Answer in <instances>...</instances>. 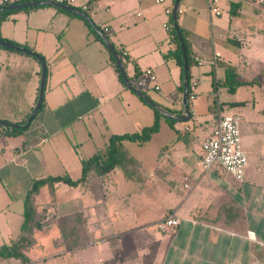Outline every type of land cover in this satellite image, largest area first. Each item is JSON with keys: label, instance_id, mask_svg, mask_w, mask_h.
<instances>
[{"label": "crops", "instance_id": "1", "mask_svg": "<svg viewBox=\"0 0 264 264\" xmlns=\"http://www.w3.org/2000/svg\"><path fill=\"white\" fill-rule=\"evenodd\" d=\"M29 1L45 0H11L8 5ZM174 1L75 0L74 8L86 6L83 13L120 54L132 87L163 110L179 111L183 73L170 56L176 48L170 32ZM216 6L219 15L210 13L205 0H179L176 16L192 60L189 84L195 85L186 130L203 133L198 151L171 143L148 168L127 153L130 178L114 168L103 176L91 173L84 185L42 186L35 197L37 211L48 204L45 220L55 212L56 218L79 215L82 226L74 234L85 242L66 246L53 224L35 232L34 244L24 252L28 264L264 262V110L255 106V87L260 94L264 74V5L216 0ZM70 13L36 5L14 9L0 22L1 39L39 54L46 67L42 104L29 126L15 133L0 127V247L20 237L24 198L34 180L68 176L75 181L82 161L104 151L110 136L139 132L154 121L152 109L120 81L102 39L87 21ZM214 54V65H198L192 58L211 59ZM226 67L255 82L227 92L218 86ZM147 70L154 74V84ZM40 77L37 59L0 46V113H18L0 115L1 121L20 125L27 119L37 102ZM242 88L254 89L252 100L230 98ZM219 91L224 94L221 102ZM237 102L244 104H233ZM223 106L241 118L248 157L241 182L217 167L204 172L200 165L201 144L224 114ZM168 215L180 223L158 231L155 224ZM44 236L49 244L40 241ZM0 264L21 263L0 257Z\"/></svg>", "mask_w": 264, "mask_h": 264}, {"label": "trees", "instance_id": "2", "mask_svg": "<svg viewBox=\"0 0 264 264\" xmlns=\"http://www.w3.org/2000/svg\"><path fill=\"white\" fill-rule=\"evenodd\" d=\"M13 11L14 10L4 11L3 14L0 15V22L4 14H8ZM80 11L82 10L80 9ZM82 12H85V10ZM70 14L74 15L73 13H70ZM87 25L90 27V29H92L89 23H87ZM92 32L95 33L93 29H92ZM170 32L172 34L173 41L176 44V48L173 52L170 53V56L175 59L177 65L181 69V73H183L182 72L183 58H182V52L180 49V43L178 41V38L172 26H170ZM95 36L97 37V39L101 41V38L97 34ZM1 40L4 41V39H1ZM183 43H184V47L186 50L187 66L189 68L190 64L192 63V60L189 58L187 54V49H186V45L184 41ZM113 50L118 56H120L117 50H115L114 48ZM110 60L115 70L118 73V77L120 81L123 83L122 77L119 74L118 68L115 64V60L111 54H110ZM218 82H219L218 86L225 88L226 91L229 93H234L240 87L250 86L251 84L255 82V79H250V80L242 79L234 67H226L224 79ZM191 89L192 88H191V85L189 84V72H188V99L192 95ZM178 94L180 95V98H181L182 83L180 84L178 88ZM140 100L144 104L149 106L146 103V101H144L141 98ZM233 104L243 105L244 103L237 102ZM230 106H235V105H230ZM150 108L152 109L154 113L153 123L150 126H146L142 128L139 132L110 136L108 140V144L104 151L96 153L92 157L82 161L81 176L79 179L74 181L70 179L68 176H62V177L56 176V177H47L44 179L34 180L30 189L26 192V195L24 198L23 222L21 225L20 237L9 245L1 246L0 247V257L1 258H15V259H18L21 264H28L30 262L29 258L24 254V252L34 244L35 232L39 230H47L48 226L51 224V221L45 220L46 208H43L40 212H38L36 204H35V197L38 194V191L42 186H49L51 190L53 189L52 186L55 183H63L70 187H76L79 184L84 185L88 181V177L91 173H94L97 176H103L109 173L114 168H119L127 178H130L131 176L128 171L129 169L128 165L132 163V159L127 155V151L123 147L122 142L127 141V142H134L139 145L144 144L145 142L150 140L153 134L158 132L160 119L165 120L170 126H172V124L176 122L175 120L167 119L163 117L158 111H156L152 107ZM165 111L171 114H174V115L182 114V110L171 111V110L166 109ZM24 122L25 121H23L22 123ZM0 127L6 128L7 131L12 132V133L23 131V129L18 128V127L12 128L9 126H4V125H0ZM73 216L75 219L80 220V218H78L79 215L78 216L73 215ZM80 221L79 223H77L78 225H80ZM57 225L59 226V229L61 230L62 240L72 239V241L69 243V245H72V247L78 246L82 243V242L80 243V241L78 240V238H76L74 234L75 232H76V235L78 234L77 232L78 228L76 225H71L70 227H67V223L66 224L59 223Z\"/></svg>", "mask_w": 264, "mask_h": 264}, {"label": "built area", "instance_id": "3", "mask_svg": "<svg viewBox=\"0 0 264 264\" xmlns=\"http://www.w3.org/2000/svg\"><path fill=\"white\" fill-rule=\"evenodd\" d=\"M11 0H0V8L6 6ZM56 4H62L70 7L75 6V0H48ZM163 0H157L162 2ZM207 2L208 10L214 15H219L220 11L216 6V0H205ZM260 5H264V0H257ZM82 11L86 10V6H81ZM167 14L171 13L170 9H165ZM243 40V38H238ZM125 54V53H124ZM217 54H214L211 59H205L198 55L192 58L198 65L209 63L214 65ZM145 75L148 81L154 84V74L147 70ZM194 83L191 85L193 89ZM154 89L159 87L154 85ZM193 95L190 96V99ZM241 118L236 114H220L216 126L212 133L208 135L201 144L203 152L200 162L201 169L204 172L210 171L212 168L217 167L225 173L231 175L233 179L241 182L244 178V172L248 164V157L242 147L241 131H240ZM180 223V219L174 215H168L155 224V227L160 232H165L169 229L176 227ZM255 264H264V262L256 261Z\"/></svg>", "mask_w": 264, "mask_h": 264}, {"label": "rangeland", "instance_id": "4", "mask_svg": "<svg viewBox=\"0 0 264 264\" xmlns=\"http://www.w3.org/2000/svg\"><path fill=\"white\" fill-rule=\"evenodd\" d=\"M255 89H256L257 103H258V104L256 103L255 106H256V108H258L260 110H262V109L264 110V74H263V79H262V87H260V94L257 93L258 87L257 88L255 87ZM261 89H263V90L261 91ZM253 91H254V89L242 88L236 94L230 95V98L231 99L240 98L242 100L243 99L252 100V97H254V95H255V93H253ZM221 100L222 101L224 100V94H223V92L219 91L218 101L221 102ZM233 110L228 109V107L225 106L223 108V113L224 114H230V113L232 114ZM11 114L14 115V114H18V113H4V112L0 113L1 116H5L6 118H11L12 117ZM28 115H29V113H28ZM24 121H26V119ZM160 123H161V127H160ZM208 125L210 126L211 124L208 123ZM189 126H191V121H176L175 123L172 124V126H169L168 124H165L163 122V119H160L159 130L157 133H155L151 136L150 141L145 142L143 145H139V144L134 143V142H125V143H123L124 148L129 155L131 154L136 159L141 161L143 167L148 168V167L152 166V164H154V159H155L156 154L158 152H161L162 148H164L166 145H169L171 143H172L171 145H173L175 148L188 147L190 149V151H198L199 143H200L201 137L203 136V133L199 132V131L193 132L192 130H189V131L186 130L187 127H189ZM1 129H6V128H1ZM175 130H177V132L179 133L178 135L175 132ZM178 138H180V139H178ZM173 141L177 142V144L174 145ZM241 141H242V139H241ZM171 145L169 146V148H171ZM242 145H243V142H242ZM173 153L175 154L176 152H173ZM161 169H163V168H161ZM47 208H48V204H46V209ZM55 216H57V212H55L54 215H52V216L50 215V217L47 218V220L51 221V224L48 226V229L51 228L53 226V224L57 225L59 223L60 224L61 223L66 224L67 223V227H70L71 225H76L78 227V229L80 226H82V225L77 224V223H79L80 220L75 219L73 215H65V216L59 217V218H56ZM45 217H47V216L45 215ZM57 227H58V231L61 233V230L59 229L58 225H57ZM60 239H59V241L61 243L65 244L66 246H70L69 243L72 241V239H68V240H60ZM40 241L44 244L48 243L46 236H44L43 239H40ZM81 241H82V243L85 242L84 240H81ZM48 246L50 247V245H48ZM8 263H10V262H8ZM45 264H51V263L46 262Z\"/></svg>", "mask_w": 264, "mask_h": 264}, {"label": "water", "instance_id": "5", "mask_svg": "<svg viewBox=\"0 0 264 264\" xmlns=\"http://www.w3.org/2000/svg\"><path fill=\"white\" fill-rule=\"evenodd\" d=\"M178 1L179 0H175L174 1V5H173V8H172V22H173V28H174L175 34H176V36L178 38V41L180 43V49H181L182 58H183V80H182V94H181L183 115H181V116L174 115V114H171V113L163 110L161 107H159L157 104H155L150 98H148L145 94H143L139 90H137L134 87H132V85L129 83V81H128L127 77H126V74H125L121 59L115 53V51L113 50L112 45L110 44L108 39L104 36V34L93 25L92 21L90 20V18L88 17L87 14L79 11L78 9H76L74 7H70V6H66V5H62V4H56V3H53V2L47 1V0H45V1H29V2H24V3H20V4H15V5H7V6H4V7H1L0 10H14V9L26 8V7H29V6H36V5L37 6L38 5H51V6H55V7L61 8L63 10H66L68 12H71L73 14L78 15L79 17L83 18L85 21H87L91 25V27L94 30V32L102 39V41L104 42V44L106 45V47L110 51L112 57L115 60V64H116V66L118 68L119 74L122 77L123 83H124V85H125V87L127 89H129L132 93H134L135 95H137L138 97H140L141 99L146 101V103L150 107H152L153 109L158 111L163 117H165L167 119H172V120H175V121H186V120H189V118H190V112H189V107H188V66H187L186 50H185V47H184V43H183V40H182L181 33H180L178 25H177V17L176 16H177ZM0 46L6 47V48H10V49H14V50L20 51L22 53L31 55L35 59H37V61L41 65V77H40V84H39V92H38L37 102H36V105H35L34 109L29 113L26 121L23 124H21V125L0 121V125L9 126V127H12V128L18 127V128L24 129V128L29 126V124L34 119L35 115L39 111V109L41 107V104H42L43 92H44V84H45V79H46L45 63H44L42 57L39 54L31 52V51H29V50H27V49H25L23 47H19V46L13 45V44L8 43L6 41H3L1 39H0Z\"/></svg>", "mask_w": 264, "mask_h": 264}]
</instances>
